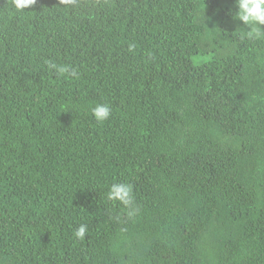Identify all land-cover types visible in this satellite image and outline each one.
Segmentation results:
<instances>
[{"label": "trees", "instance_id": "obj_1", "mask_svg": "<svg viewBox=\"0 0 264 264\" xmlns=\"http://www.w3.org/2000/svg\"><path fill=\"white\" fill-rule=\"evenodd\" d=\"M236 10L0 0V264H264V37Z\"/></svg>", "mask_w": 264, "mask_h": 264}, {"label": "clouds", "instance_id": "obj_2", "mask_svg": "<svg viewBox=\"0 0 264 264\" xmlns=\"http://www.w3.org/2000/svg\"><path fill=\"white\" fill-rule=\"evenodd\" d=\"M37 0H11V8L15 12H23L35 5ZM76 0H59V3L65 6L75 4ZM236 11L234 16L243 22V25L248 29L244 34L249 38L264 37V0H234ZM135 48L134 44H129L128 50L132 52ZM50 69L55 70L60 75H75V71L66 65H58L49 62ZM112 109L107 103H96L91 108V113L95 120L102 123L110 117ZM107 199L114 202H119L125 206L127 215L133 217L139 209L134 206L133 187L130 183L116 182L109 186L107 191ZM88 229L87 225L81 224L75 231L74 236L78 240H83Z\"/></svg>", "mask_w": 264, "mask_h": 264}]
</instances>
